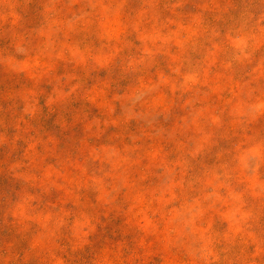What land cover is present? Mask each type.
Segmentation results:
<instances>
[{
    "label": "rangeland",
    "instance_id": "374dc122",
    "mask_svg": "<svg viewBox=\"0 0 264 264\" xmlns=\"http://www.w3.org/2000/svg\"><path fill=\"white\" fill-rule=\"evenodd\" d=\"M0 264H264V0H0Z\"/></svg>",
    "mask_w": 264,
    "mask_h": 264
}]
</instances>
